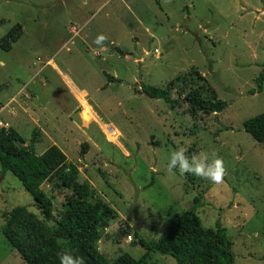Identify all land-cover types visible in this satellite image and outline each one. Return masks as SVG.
Instances as JSON below:
<instances>
[{
    "label": "rangeland",
    "instance_id": "374dc122",
    "mask_svg": "<svg viewBox=\"0 0 264 264\" xmlns=\"http://www.w3.org/2000/svg\"><path fill=\"white\" fill-rule=\"evenodd\" d=\"M11 30L17 38L7 52L1 45ZM100 34L103 47L93 43ZM263 69L264 0H0V121L26 146L37 131L39 155L58 146L78 167V182L90 184L91 201L113 211L97 242L109 262L128 253L178 264L147 253L136 234L158 240L197 201L205 228L220 221L227 229L234 264H264V142L243 127L264 113ZM143 83L169 89L174 99L200 89L228 107L193 118L184 100L172 108L142 94ZM179 148L188 157L220 158L221 182L169 172ZM42 188L57 217L70 192L55 179ZM17 206L54 224L0 167V264H27L1 231L4 214Z\"/></svg>",
    "mask_w": 264,
    "mask_h": 264
},
{
    "label": "trees",
    "instance_id": "16d2710c",
    "mask_svg": "<svg viewBox=\"0 0 264 264\" xmlns=\"http://www.w3.org/2000/svg\"><path fill=\"white\" fill-rule=\"evenodd\" d=\"M14 30L3 38L1 48L11 50L16 40ZM109 82L114 77L108 76ZM264 69L257 79L258 92L262 91ZM141 93L152 99H162L172 108L187 103L189 114H220L228 103L216 96L205 97L200 89H191L184 99L172 98L169 89L141 84ZM256 91H252L255 94ZM244 130L259 143L264 142V113L244 121ZM37 131L31 145L11 127L0 128L1 175L12 173L33 197L43 217L54 224L49 226L26 207L17 206L3 216L1 231L10 246L27 264H59L58 254L64 251L79 256L84 264H150L145 257L136 259L128 253L109 262L98 250L108 219L113 211L102 202H93L89 183L78 182V167L69 162L56 145L43 154L35 152ZM88 143L82 145L81 155L87 154ZM70 192L65 200V210L54 217L52 199L43 190L51 180ZM197 201L191 210L176 216L158 240L146 241L136 234L139 244L147 253H161L174 257L178 264H234L232 241L227 229L217 221L215 228H205L196 214Z\"/></svg>",
    "mask_w": 264,
    "mask_h": 264
},
{
    "label": "clouds",
    "instance_id": "9594fccd",
    "mask_svg": "<svg viewBox=\"0 0 264 264\" xmlns=\"http://www.w3.org/2000/svg\"><path fill=\"white\" fill-rule=\"evenodd\" d=\"M106 39V36L100 34L97 35L93 43L103 47ZM167 169L169 172H172L173 169H178L181 173L200 176L213 183H220L225 171L222 160L215 157L214 154L211 159L207 154L188 157L185 156L183 148L176 149L170 154ZM58 259L59 264H84L81 257H74L67 251L59 253Z\"/></svg>",
    "mask_w": 264,
    "mask_h": 264
},
{
    "label": "bare ground",
    "instance_id": "6f19581e",
    "mask_svg": "<svg viewBox=\"0 0 264 264\" xmlns=\"http://www.w3.org/2000/svg\"><path fill=\"white\" fill-rule=\"evenodd\" d=\"M79 100L83 103V105H84V107H85V109H86L88 115L94 117L95 120H96L97 122H99V120H98V118L96 117L95 113H94V112L92 111V109L88 106V104H86L81 98H79ZM111 137H112V136H111Z\"/></svg>",
    "mask_w": 264,
    "mask_h": 264
},
{
    "label": "built area",
    "instance_id": "2783aa9c",
    "mask_svg": "<svg viewBox=\"0 0 264 264\" xmlns=\"http://www.w3.org/2000/svg\"><path fill=\"white\" fill-rule=\"evenodd\" d=\"M0 128L9 129L10 125L7 122L0 121ZM127 242H132V237L130 235L127 237Z\"/></svg>",
    "mask_w": 264,
    "mask_h": 264
}]
</instances>
